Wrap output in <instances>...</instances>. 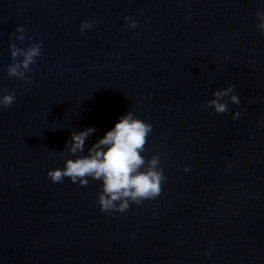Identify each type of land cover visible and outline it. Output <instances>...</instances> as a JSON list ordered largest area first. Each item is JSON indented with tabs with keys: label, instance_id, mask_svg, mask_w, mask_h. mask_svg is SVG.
Returning <instances> with one entry per match:
<instances>
[{
	"label": "water",
	"instance_id": "obj_1",
	"mask_svg": "<svg viewBox=\"0 0 264 264\" xmlns=\"http://www.w3.org/2000/svg\"><path fill=\"white\" fill-rule=\"evenodd\" d=\"M257 12L264 0H0V94L15 93L0 108V264H264ZM34 43L30 83L9 76L10 47ZM229 85L239 104L216 113ZM127 111L152 125L143 155L165 179L106 214L98 181L47 172L72 158L73 131L96 129L87 149Z\"/></svg>",
	"mask_w": 264,
	"mask_h": 264
},
{
	"label": "clouds",
	"instance_id": "obj_2",
	"mask_svg": "<svg viewBox=\"0 0 264 264\" xmlns=\"http://www.w3.org/2000/svg\"><path fill=\"white\" fill-rule=\"evenodd\" d=\"M259 23L257 28L264 35V14L256 13ZM131 18L124 17L125 22ZM94 23V22H93ZM92 23L84 21L80 25L83 35L85 29H90ZM132 28L136 23L131 24ZM15 31L24 33V28L19 26ZM19 39H24L21 35ZM41 55V45L31 44L26 48L10 47V56L13 60L20 59L7 68V74L20 80H25V73L35 58ZM233 85L226 89L213 92V99L207 106L216 113H225L227 104L223 101L228 97L232 104H239L236 95H230ZM15 93L0 94V108H7L14 103ZM239 112L232 115V119L239 116ZM96 132L93 127L80 131H73L70 140L66 142V149L70 157L64 160L62 168L47 172L48 178L53 183H60L67 178L72 183L86 186L88 179L100 183L97 195V204L101 212L123 213L129 209L130 204L139 206L142 201L152 200L161 193V185L165 179L163 170L159 167L160 156L153 155L146 159L143 155L147 137L152 132V125L134 116L127 111L120 116L113 126L99 137L91 146L85 148L87 139ZM83 153V154H81ZM185 172L189 171L187 167ZM208 251L205 255H208Z\"/></svg>",
	"mask_w": 264,
	"mask_h": 264
}]
</instances>
